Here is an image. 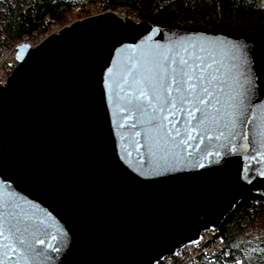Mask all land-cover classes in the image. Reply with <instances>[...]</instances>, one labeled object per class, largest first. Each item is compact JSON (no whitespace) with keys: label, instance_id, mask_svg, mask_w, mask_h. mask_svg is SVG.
<instances>
[{"label":"water","instance_id":"95a60500","mask_svg":"<svg viewBox=\"0 0 264 264\" xmlns=\"http://www.w3.org/2000/svg\"><path fill=\"white\" fill-rule=\"evenodd\" d=\"M130 14L15 48L0 85V224L44 243L28 254L0 237L3 264H156L264 198V31L190 33ZM197 56L215 77L210 103L161 113L158 76Z\"/></svg>","mask_w":264,"mask_h":264},{"label":"trees","instance_id":"16d2710c","mask_svg":"<svg viewBox=\"0 0 264 264\" xmlns=\"http://www.w3.org/2000/svg\"><path fill=\"white\" fill-rule=\"evenodd\" d=\"M87 6L101 12H133L140 22L190 33L264 31V0H0V53L24 36L35 39L61 27L75 7L89 12ZM14 66L5 70L6 75ZM262 214L264 198L258 194L233 208L212 231L225 240L212 264H264V235L243 239L248 225Z\"/></svg>","mask_w":264,"mask_h":264},{"label":"snow or ice","instance_id":"6c2138e0","mask_svg":"<svg viewBox=\"0 0 264 264\" xmlns=\"http://www.w3.org/2000/svg\"><path fill=\"white\" fill-rule=\"evenodd\" d=\"M164 59L168 61V57ZM190 59L191 57L189 59L181 58L179 61L172 59L167 67L163 69V75H159L156 84L153 85V98L160 103L159 111L161 113L168 111L169 108H175L177 101L180 103L181 112L185 111L184 105L186 103H198L200 105L210 103L213 95L210 91V85L215 77L208 78L203 73L211 65L204 66L199 56L195 57L191 63ZM197 61L200 62L197 63ZM172 64H175L176 67H171ZM173 92L177 93L176 97H173ZM137 107H142V105ZM189 114L191 115V113ZM163 119H167V116H163ZM177 135H179V132H177ZM24 232H27V228L24 229ZM17 233L19 235H16ZM9 236H12L15 243L21 246L28 254L36 252L34 243H44L42 239L26 242L23 232L15 224L9 226L8 234L6 235L3 225L0 224V237L7 240ZM3 247L15 251V249H11L9 244H5ZM55 250L58 251L59 249ZM0 264H3V262L0 261Z\"/></svg>","mask_w":264,"mask_h":264},{"label":"built area","instance_id":"2783aa9c","mask_svg":"<svg viewBox=\"0 0 264 264\" xmlns=\"http://www.w3.org/2000/svg\"><path fill=\"white\" fill-rule=\"evenodd\" d=\"M99 9V7H95L94 15L110 11L106 10L101 12ZM117 12L124 11L118 10ZM67 24L70 23H65L62 26ZM61 27H54L49 33H46L44 36H38L35 39L24 36L20 42L13 44L8 50L2 51L0 53V85H4L7 81L8 75H6L5 70L8 69L10 65H16L15 48L19 43L25 42L28 43L29 46L35 47L45 36H48L52 32H58ZM198 241L199 242H194L191 243V245H188L192 247L191 250H188L187 246L186 248L183 247L185 249L181 248L177 250L174 256H167L156 264H212L215 262L217 255H219L225 245V240L222 236L215 237L213 233L209 231H203L200 234Z\"/></svg>","mask_w":264,"mask_h":264},{"label":"rangeland","instance_id":"374dc122","mask_svg":"<svg viewBox=\"0 0 264 264\" xmlns=\"http://www.w3.org/2000/svg\"><path fill=\"white\" fill-rule=\"evenodd\" d=\"M94 7V6H93ZM92 6H87L85 9L88 10L89 12L84 13L80 11V8L75 7L73 8V11L68 13L66 16L65 22L66 23H71L74 20L77 19H83L84 17L87 16H92L95 14L94 8ZM130 17L134 18V15L130 14ZM264 235V214L258 215L254 221L248 225V227L245 229V235L244 238L245 240L252 241L254 240V237ZM188 250H191L192 247L187 246Z\"/></svg>","mask_w":264,"mask_h":264},{"label":"bare ground","instance_id":"6f19581e","mask_svg":"<svg viewBox=\"0 0 264 264\" xmlns=\"http://www.w3.org/2000/svg\"><path fill=\"white\" fill-rule=\"evenodd\" d=\"M127 17H130V16H127ZM131 18V17H130Z\"/></svg>","mask_w":264,"mask_h":264}]
</instances>
